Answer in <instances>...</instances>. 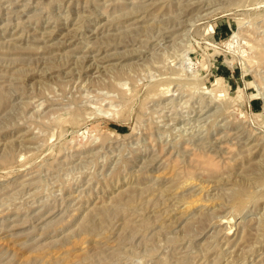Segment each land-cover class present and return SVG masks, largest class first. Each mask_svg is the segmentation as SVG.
<instances>
[{
  "label": "rangeland",
  "instance_id": "374dc122",
  "mask_svg": "<svg viewBox=\"0 0 264 264\" xmlns=\"http://www.w3.org/2000/svg\"><path fill=\"white\" fill-rule=\"evenodd\" d=\"M0 264H264V0H0Z\"/></svg>",
  "mask_w": 264,
  "mask_h": 264
},
{
  "label": "bare ground",
  "instance_id": "6f19581e",
  "mask_svg": "<svg viewBox=\"0 0 264 264\" xmlns=\"http://www.w3.org/2000/svg\"><path fill=\"white\" fill-rule=\"evenodd\" d=\"M211 6V5H210ZM67 7V6H66ZM78 9V8H77ZM13 13V12H12ZM11 20V19H10ZM8 26V25H7ZM4 28V27H3ZM180 29V28H179ZM212 29V28H211ZM172 31V30H171ZM167 33H168V31H167ZM162 36V35H161ZM170 36V35H169ZM169 38H171V37H169ZM85 39V38H84ZM159 39H160V37H159ZM152 41V40H151ZM167 41V40H166ZM85 42V41H84ZM152 44V43H151ZM156 44V43H155ZM258 48H260V47H258ZM76 59V58H75ZM99 65V64H98ZM178 80V79H177ZM214 100V99H213ZM210 101V100H209ZM44 102V101H43ZM163 104V103H162ZM206 104V103H205ZM213 106V105H212ZM171 108V107H170ZM195 111V110H194ZM205 111V110H204ZM206 115V114H205ZM198 116V115H197ZM208 116V115H207ZM184 118V117H183ZM178 119V118H177ZM174 120V119H173ZM175 120H176V118H175ZM202 128V127H201ZM43 211V210H42Z\"/></svg>",
  "mask_w": 264,
  "mask_h": 264
}]
</instances>
